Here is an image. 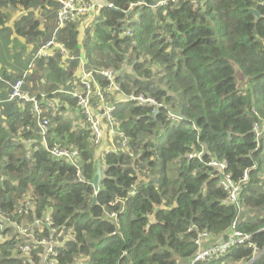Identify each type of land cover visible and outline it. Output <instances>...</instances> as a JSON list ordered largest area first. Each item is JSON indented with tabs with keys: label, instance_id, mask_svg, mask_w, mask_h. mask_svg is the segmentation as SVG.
<instances>
[{
	"label": "trees",
	"instance_id": "obj_1",
	"mask_svg": "<svg viewBox=\"0 0 264 264\" xmlns=\"http://www.w3.org/2000/svg\"><path fill=\"white\" fill-rule=\"evenodd\" d=\"M105 4L88 24H81V19L57 31L71 60L63 64L58 52L36 59L23 85L36 98L40 117L50 122L49 144L77 149V167L43 149L32 103L5 101L0 122V212L24 223L49 211L54 226L72 229L74 236L60 250L58 264H190L199 234L211 237L202 248L223 241L237 217V229L251 235L249 243L192 264H264V255L253 257L252 248L253 244L264 249V133L260 139L253 133V124L264 119V3L105 0ZM39 5L59 7L57 0H0V26L7 17L4 10ZM56 25V19L53 26H45L26 12L13 21V32L41 45ZM79 57L87 70L118 72L116 82L125 96L152 97L161 105L154 114L152 106L130 99L116 102L112 115L127 141L122 146L115 138L116 147L103 156L104 147L98 154L82 109L67 93L75 87ZM234 67L244 76L242 87ZM22 73L2 76L12 84ZM95 77L107 100L114 101L104 89L107 80ZM169 113L174 118H168ZM194 153L201 155L190 157ZM211 161L225 162L226 173L235 182L246 173L240 212L228 201ZM98 166L102 178L95 193L92 180ZM140 176L147 181H138ZM27 193L34 209L20 215L19 201ZM104 209L117 216H105ZM36 234L50 236L47 228ZM20 244L15 238L0 241V264L39 262L42 246L32 249L33 259L17 258Z\"/></svg>",
	"mask_w": 264,
	"mask_h": 264
},
{
	"label": "built area",
	"instance_id": "obj_2",
	"mask_svg": "<svg viewBox=\"0 0 264 264\" xmlns=\"http://www.w3.org/2000/svg\"><path fill=\"white\" fill-rule=\"evenodd\" d=\"M169 1L177 2L179 0ZM57 2L59 3V7L57 8L55 14L57 23L55 30L49 40L39 45L33 55L34 58L28 63L27 68L22 73V76L14 83L10 84V91L7 93L5 101L16 100L20 104H24L25 102L32 103L31 113L33 112L35 114L36 125L43 149H46L53 157L63 159L65 162L77 167L76 161L79 156L77 149L64 147L59 142L49 144L48 135L50 122L47 118L40 117V108L36 98L30 96L29 93L23 89V85L25 83V76L33 69L34 61L36 59L51 57L58 52L61 56L71 60L72 57L68 53L64 44L57 40V31L68 23H77L84 17L93 15L99 10V8L106 4L95 0H57ZM262 3H264V0H262ZM107 6L112 7L111 4H107ZM125 33L128 34L129 32L126 31ZM78 60V78L74 81V89L67 93L76 98L77 105L82 109L85 116V122L88 124L89 130L91 131L92 144L95 148L100 147L102 143H104L105 137H107L108 142L112 143L111 146L105 147L102 150L103 156L116 147V136H118V141L122 146H125L127 141L123 133L116 129L117 121L112 115L116 102L130 99L135 101L137 105L152 106V112H154V114L158 112V108L161 107V105L156 104L152 97H144L143 95L135 94L125 96L120 91L116 82L118 72L111 68L87 70L85 67L86 63L83 59L79 57ZM96 74L103 76L107 80V84L104 89L110 97H114V101L109 102L107 100L100 82L95 77ZM94 95L96 96L97 101L93 100ZM5 101L0 99V121L3 120L2 103ZM167 117L171 119L174 118L171 113H169ZM253 133L255 134L256 139L261 138L264 133V119L258 118V120L253 124ZM200 155L201 153H194L190 155V157H200ZM208 164L216 168L217 175L219 176V185L226 192H228V201L234 203L238 207V212L243 210V207L239 204V195L241 183L247 178L246 173L240 181L235 182L231 179V176L226 173L225 169L227 165L225 162L211 161ZM19 203L20 206L17 208L16 213L20 215H27L28 211L34 209L28 193L19 201ZM113 204L114 202H110L109 205ZM104 215L114 218L117 216V213L114 210L104 209ZM237 225L238 218L236 217L230 227V232L227 234V238L205 248L201 247L202 242L206 241L208 238L210 239L211 237L207 232L200 233L198 238L195 240L198 250L194 253L189 263L192 264L195 261L222 255L232 246L242 245L246 242L249 243L251 235L237 229ZM8 228H11L12 232ZM45 228L49 230L50 236L48 238H38L36 232H42ZM6 229L9 231H6ZM73 236L74 231L72 229L54 226L49 211H46L43 216L34 217L31 221L26 220L24 223L15 222L11 220L10 217L5 216L0 212V241L13 238L21 240V244L15 252L17 258L33 259L32 249L35 248V246H42V250L39 252V262L37 264H58V255L60 250L65 247V243L71 240ZM252 247L255 248L253 244ZM31 263L35 264L34 262Z\"/></svg>",
	"mask_w": 264,
	"mask_h": 264
},
{
	"label": "rangeland",
	"instance_id": "obj_3",
	"mask_svg": "<svg viewBox=\"0 0 264 264\" xmlns=\"http://www.w3.org/2000/svg\"><path fill=\"white\" fill-rule=\"evenodd\" d=\"M99 2L105 4V0H99ZM56 10L57 9L54 6H48V5H44V6L39 5L37 7H31L30 9L25 10V11L22 9H20V10L19 9H6V10H4V13L6 14L7 17H6L5 23L2 26H0V58H3L4 55L9 50H11V52L14 54L15 58L16 59L19 58L18 59L19 62L23 61L24 56L26 59L29 56L30 61H31L34 58L33 53L36 52V51L34 52V50L32 51V49L30 47V44H32L34 42L33 39L16 38L14 40V43H11V45L9 46L8 42L10 39V35L14 34L13 33V29H14V27H13V21H14L13 15L15 17L16 14L20 15V13L24 14V13L28 12L29 16L33 17L34 19L39 20L40 24H44L45 26H48V25L53 26L55 24ZM93 17H94V14L89 16V17H87V16L84 17L83 18L84 22L81 24H88ZM26 52L28 54H26ZM51 57H53V56H51ZM47 58H50V57H47ZM24 68L25 69L27 68V64L25 65ZM31 71L32 70H30V72ZM234 72H235V78H236V82L238 84V87H242L243 83H244V76L242 74H240V72L238 71V69L236 67H234ZM244 85H245V83H244ZM93 100L97 101V98L95 95L93 96ZM66 115L71 116V113H69L67 111ZM116 139L118 140V136H116ZM102 149H104V148H102ZM102 149L100 147L96 148L97 153L101 154V152H99V151H101ZM97 160H98L97 162H99V163L101 162L100 155H98ZM170 167H171V170L169 171V177H171V180H172V176H173L171 173L172 165ZM140 180L147 181L144 176H140L138 181H140ZM175 185L177 186V185H179V183H176Z\"/></svg>",
	"mask_w": 264,
	"mask_h": 264
},
{
	"label": "crops",
	"instance_id": "obj_4",
	"mask_svg": "<svg viewBox=\"0 0 264 264\" xmlns=\"http://www.w3.org/2000/svg\"><path fill=\"white\" fill-rule=\"evenodd\" d=\"M95 1H99V0H95ZM18 17H19V14L18 15L16 14L15 17L13 15V20L18 19ZM13 33H14L13 35H10V39H9V42H8L9 46L11 45V43H14V40L16 38H19L18 36H16L15 32H13ZM39 44L40 43L35 42V41L32 44H30V47H31L32 51L35 50L36 47L38 48ZM26 54H28V53L26 52ZM33 55H34V53H33ZM18 59L15 58V56L11 52V50H9L4 55L3 58H0V97H3L5 95H7L9 87H10V83L8 81V78L5 77V76L3 77L2 73L5 74V75H8V74L18 73L19 71L23 72L25 70L24 63L26 64V61L28 60V58L26 59L25 56H24V59H23L22 62H19ZM69 60H70L69 58H65L64 56H62L63 64H65ZM111 144L112 143L108 142L107 137H105L104 143H102V146L105 148V147L110 146ZM260 213H263V210L260 211ZM260 253H262L264 255V249L255 251V255L256 256H258ZM239 264H243V263H239ZM247 264H249V263H247Z\"/></svg>",
	"mask_w": 264,
	"mask_h": 264
},
{
	"label": "water",
	"instance_id": "obj_5",
	"mask_svg": "<svg viewBox=\"0 0 264 264\" xmlns=\"http://www.w3.org/2000/svg\"><path fill=\"white\" fill-rule=\"evenodd\" d=\"M250 11L255 15V16H258V12L255 10V9H250ZM129 12V11H128ZM102 178V167L101 166H98L96 168V171H95V174H94V177H93V180H92V186H93V190L94 192L96 193L99 189V186H100V180ZM95 202V198L93 200V203Z\"/></svg>",
	"mask_w": 264,
	"mask_h": 264
},
{
	"label": "flooded vegetation",
	"instance_id": "obj_6",
	"mask_svg": "<svg viewBox=\"0 0 264 264\" xmlns=\"http://www.w3.org/2000/svg\"><path fill=\"white\" fill-rule=\"evenodd\" d=\"M253 248V247H252ZM257 250V248L255 247V248H253V251H254V253H253V257H256V255H255V251Z\"/></svg>",
	"mask_w": 264,
	"mask_h": 264
},
{
	"label": "clouds",
	"instance_id": "obj_7",
	"mask_svg": "<svg viewBox=\"0 0 264 264\" xmlns=\"http://www.w3.org/2000/svg\"><path fill=\"white\" fill-rule=\"evenodd\" d=\"M8 92H9V91H8ZM0 99H1V98H0ZM2 100H4V99H2ZM5 100H6V99H5ZM5 100H4V101H5ZM3 103H4V102H3ZM3 103H2V104H3ZM1 121H2V120H1ZM1 121H0V122H1Z\"/></svg>",
	"mask_w": 264,
	"mask_h": 264
}]
</instances>
